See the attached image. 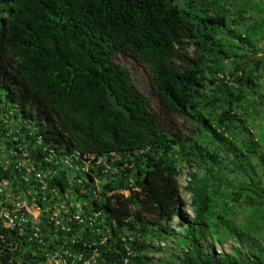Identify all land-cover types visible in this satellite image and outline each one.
Returning a JSON list of instances; mask_svg holds the SVG:
<instances>
[{"label": "trees", "instance_id": "obj_1", "mask_svg": "<svg viewBox=\"0 0 264 264\" xmlns=\"http://www.w3.org/2000/svg\"><path fill=\"white\" fill-rule=\"evenodd\" d=\"M240 15L239 6L228 0H0V114L12 107L21 117L44 114L51 128L82 152L113 150L136 159V195L125 200L115 194L103 202L115 220L109 248L99 243L100 233L82 234L71 243L59 231L40 252L59 253L65 264H84L91 254L84 243H91L97 264H148L141 240L161 238L163 223L181 216L176 164L193 168L206 162L207 135L214 125L224 129L234 122L247 88L256 85L250 73L264 69V51L259 57L253 45L263 29L260 22H251L236 40L252 51L250 64L225 63L230 47L238 48L225 29ZM121 56L144 68L149 92L138 87ZM201 105L219 112L202 114ZM244 145L264 166V157ZM5 173L9 169L0 171ZM189 177L185 188L193 217L183 222L186 248L176 262L264 264L257 231L264 223V186L250 178L226 194L224 183L208 171H191ZM249 208L252 217L239 232L225 227L238 243L235 251L212 253L208 233L217 232L214 227L226 216ZM126 224H136V242L118 238ZM45 256H39L41 264H48Z\"/></svg>", "mask_w": 264, "mask_h": 264}, {"label": "built area", "instance_id": "obj_2", "mask_svg": "<svg viewBox=\"0 0 264 264\" xmlns=\"http://www.w3.org/2000/svg\"><path fill=\"white\" fill-rule=\"evenodd\" d=\"M38 116L15 115L14 107L0 114V171L9 169L0 174V258L5 264L24 263L26 254L31 259L24 264H41L44 254L48 264H65L59 253L40 249L58 239L59 231L75 243L82 234L108 230L104 199L136 193L133 161L115 151L83 153L51 128L46 115ZM127 168L128 188L103 191V185L119 180ZM45 225L52 228L44 230ZM84 245L92 252L84 264H97V249Z\"/></svg>", "mask_w": 264, "mask_h": 264}, {"label": "rangeland", "instance_id": "obj_3", "mask_svg": "<svg viewBox=\"0 0 264 264\" xmlns=\"http://www.w3.org/2000/svg\"><path fill=\"white\" fill-rule=\"evenodd\" d=\"M228 1L235 2L239 6L241 15L238 22L232 23L229 21L225 29V34L232 38L235 41L234 46L238 47L236 49L230 47L225 56V63L228 67H232L233 60L238 59L249 65L250 60H247V58L253 56L252 51L248 49V46L239 44L236 40L251 22H260L263 29L259 31L257 42L253 45L257 55L262 57L264 51V0ZM230 19H232V16ZM121 59L131 70L138 87L144 92H149V80L144 68L130 56H121ZM250 76L256 85L247 88V98L241 106L234 110V122L224 129L214 125L212 135L208 134L205 143L202 142L209 153L206 162H198L193 168L176 164L180 169L177 176L179 194L184 201L183 206L180 208L181 216L163 223L166 230L160 235L161 238L147 237V239L141 240L147 248L145 254L149 259L148 264H178L175 257L186 248V241L183 237V222L193 217L190 206V193L185 188L189 172L195 170L210 172L216 179L224 183L226 194L231 193L236 185H247L250 178L264 186V166L254 153L245 150L244 145L247 144L249 148H255L257 154L264 157V69L253 71ZM152 101L157 107L159 106L157 97H153ZM197 110L205 115L219 112V108L212 105H201ZM176 122L179 123L180 121L177 120ZM206 148L204 153H206ZM231 205L228 201L227 210L231 208ZM250 210L252 209L242 210L240 215L232 219L226 216L222 220V224L214 227L215 230H218L217 232L208 233V249L212 253L231 254L235 251L238 243L234 238L229 237L230 233L225 227L227 226L234 232H239L240 226L252 217ZM146 230L151 233V227L146 226ZM257 231L260 234L258 239L264 242V223L257 225ZM125 233H130V236L136 241V227L130 229L129 232L126 230ZM245 249L246 244L242 246V256H245Z\"/></svg>", "mask_w": 264, "mask_h": 264}, {"label": "clouds", "instance_id": "obj_4", "mask_svg": "<svg viewBox=\"0 0 264 264\" xmlns=\"http://www.w3.org/2000/svg\"><path fill=\"white\" fill-rule=\"evenodd\" d=\"M66 140V139H65ZM67 141V140H66ZM70 146H72V145H70ZM72 147H74V146H72ZM75 148H77V147H75ZM78 150H80L79 148H77ZM81 151V150H80ZM113 151V150H112ZM82 152V151H81ZM110 152V151H109ZM116 152V151H115ZM83 153H95V152H83ZM100 153H104V152H100ZM100 153H95V154H100ZM117 153H119V154H121L122 156H123V158L125 159V160H127L128 162L129 161H133V164H134V173L132 174V176L135 178V185H136V165H135V161H136V159L134 158V155L131 153H129V155H128V157H126L124 154H122V153H120V152H118L117 151ZM131 169L130 168H127V170L122 174L123 176H124V183H123V185H119L120 183H121V178H122V176H121V178L119 179L120 181H117V180H114L115 182H114V184H112L110 187H111V189H108L107 188V185L109 184V182L105 185V187H104V185H103V191H112V190H115V189H117V188H119V189H126V188H128V186H127V184H126V179L129 177V176H131ZM189 179H190V177H189V175H188V177H187V182L189 181ZM187 182H186V184H187ZM122 184V183H121ZM116 186V187H115ZM186 186V185H185ZM112 187H115V188H112ZM106 190H105V189ZM136 191H138V188L136 187ZM132 192V191H131ZM115 195V194H114ZM118 195H120L119 193H118ZM136 195V193H131L130 195H129V197L128 198H123V199H125V200H127V199H129L130 197H132V196H135ZM120 197H121V195H120ZM104 207V206H103ZM132 209H134V207H132ZM104 211H105V213H106V218H107V221H108V230H107V228H106V231H103L102 230V233H100V239L101 238H105V241H104V243H103V245H106L107 246V248H109L110 246H111V244L114 242V236L112 235V231H111V226L113 225H115V220L114 219H112L110 216H108V212H107V210H106V208L104 207ZM135 227H136V224L134 225V226H131V225H129V224H126L123 228H122V234H121V236L122 237H125V240H123V241H125V243L126 244H129L130 242H133V241H135L134 240V238L132 237V236H130V233H125V231L127 230L128 232H129V230L130 229H135ZM85 234H89V233H85ZM120 236V237H121ZM120 237H118V238H120ZM129 237H132V239L131 240H128V238ZM121 239V238H120ZM122 240V239H121ZM136 242V241H135ZM89 251V250H88ZM91 252V251H90ZM92 255V252H91V254H90V256ZM107 264H109V263H107Z\"/></svg>", "mask_w": 264, "mask_h": 264}]
</instances>
